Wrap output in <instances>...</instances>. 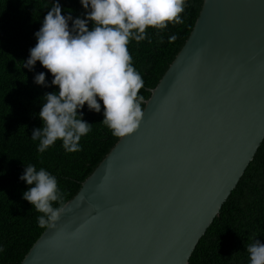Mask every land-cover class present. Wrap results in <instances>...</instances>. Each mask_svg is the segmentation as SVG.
Returning <instances> with one entry per match:
<instances>
[{
  "label": "water",
  "instance_id": "1",
  "mask_svg": "<svg viewBox=\"0 0 264 264\" xmlns=\"http://www.w3.org/2000/svg\"><path fill=\"white\" fill-rule=\"evenodd\" d=\"M149 91L21 264H190L264 141V0H203Z\"/></svg>",
  "mask_w": 264,
  "mask_h": 264
},
{
  "label": "trees",
  "instance_id": "2",
  "mask_svg": "<svg viewBox=\"0 0 264 264\" xmlns=\"http://www.w3.org/2000/svg\"><path fill=\"white\" fill-rule=\"evenodd\" d=\"M55 3L61 5L62 15H71L69 28L77 17L85 18L80 0H0V264H21L48 227H39L42 213L23 199L31 187L20 180L26 166L33 165L37 171L43 168L57 179L63 197L53 206H64L120 139L102 122L104 107L99 99V113L90 111L87 104L78 109L83 121L91 124V131L79 142L81 151L68 153L58 140L40 153V141L31 139L33 130L42 127L38 114L46 102L44 95L58 92V87L51 86L53 76L39 61L31 70L26 61L37 43L35 33ZM202 5L203 0H185L182 24H169L164 30L149 28L146 39L130 40L133 67L144 81L139 92L144 100L184 46ZM172 35L178 38L169 43ZM41 72L49 87L34 82ZM141 107L144 110L143 102ZM257 239L264 243V141L199 242L190 264H250L247 246Z\"/></svg>",
  "mask_w": 264,
  "mask_h": 264
},
{
  "label": "clouds",
  "instance_id": "3",
  "mask_svg": "<svg viewBox=\"0 0 264 264\" xmlns=\"http://www.w3.org/2000/svg\"><path fill=\"white\" fill-rule=\"evenodd\" d=\"M86 10L85 18L72 19L61 14L55 3L43 19L42 27L35 33L37 43L30 49L26 67L31 70L37 61L52 74L51 86L58 87L44 95L39 117L42 127L33 130L31 139L39 140L38 151L45 152L58 140L68 153L81 151V137L91 131V124L84 122L87 104L90 111L99 113L104 107L103 123L112 135L124 137L139 127L143 116L139 95L144 86L141 75L133 67L129 53L130 40L146 39V30H164L169 24L183 23L185 0H80ZM92 27L89 29L88 24ZM178 37H169V43ZM34 82L44 87L45 73L35 76ZM20 180L31 186L23 199L42 213L38 217L41 228L57 222L64 212L63 194L57 179L45 169L38 171L28 165ZM250 264H264V243L260 240L247 246Z\"/></svg>",
  "mask_w": 264,
  "mask_h": 264
}]
</instances>
